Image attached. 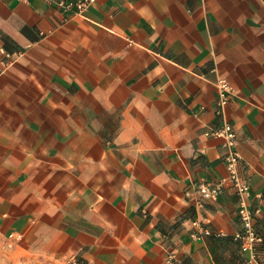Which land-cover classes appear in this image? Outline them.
Returning <instances> with one entry per match:
<instances>
[{"label":"crops","instance_id":"crops-1","mask_svg":"<svg viewBox=\"0 0 264 264\" xmlns=\"http://www.w3.org/2000/svg\"><path fill=\"white\" fill-rule=\"evenodd\" d=\"M77 1L0 0V264H264V0Z\"/></svg>","mask_w":264,"mask_h":264},{"label":"built area","instance_id":"built-area-1","mask_svg":"<svg viewBox=\"0 0 264 264\" xmlns=\"http://www.w3.org/2000/svg\"><path fill=\"white\" fill-rule=\"evenodd\" d=\"M94 1L96 0H80L77 1L75 5L79 11H83L88 4ZM219 87L221 90L220 105L222 106L227 101L228 96L226 93L232 92L233 88L225 79H221L219 81ZM215 133L225 138V144L228 147L226 163L229 177L234 181V184L240 193H247L250 186L248 182L239 174L238 170L241 154L237 148L236 130L230 123H225L220 129L215 131ZM199 189L204 197H215L222 189V181H218L214 185L201 183ZM260 212L261 210L259 208H256L255 210L249 208L245 200L242 201L239 208V216L242 222V227L234 235V238L240 242L242 250L250 254V261H253L256 258V247L263 241V237L256 232L254 227V220ZM193 224L199 227V232L192 233L193 238L198 239L204 234H210V230L203 227L199 221L195 220ZM172 258H174V255L170 256V259ZM71 264L79 263L76 260H72Z\"/></svg>","mask_w":264,"mask_h":264}]
</instances>
